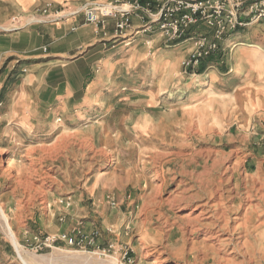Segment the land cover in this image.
<instances>
[{"label":"rangeland","instance_id":"1","mask_svg":"<svg viewBox=\"0 0 264 264\" xmlns=\"http://www.w3.org/2000/svg\"><path fill=\"white\" fill-rule=\"evenodd\" d=\"M198 36L212 31L199 24L177 44L158 32L120 39L85 104L57 108L32 135L0 122V207L22 259L113 264L30 241L80 224L139 264H264V23L185 69ZM93 215L112 233L88 229ZM6 225L0 216V264H23Z\"/></svg>","mask_w":264,"mask_h":264},{"label":"crops","instance_id":"2","mask_svg":"<svg viewBox=\"0 0 264 264\" xmlns=\"http://www.w3.org/2000/svg\"><path fill=\"white\" fill-rule=\"evenodd\" d=\"M150 1L154 8L163 2ZM48 3L53 4L52 12L62 10L65 17L49 22L35 13ZM85 3L86 0H1L2 10L12 8L10 14L0 13V122L16 123L12 127L32 135L51 126L57 108L62 114L67 108L85 104L90 91L86 85L97 63L105 60L106 52L122 45L113 34L112 22L104 35L87 24L82 13L71 15ZM15 16L21 19V27L13 24ZM142 26L138 18L133 19L129 42L143 34ZM237 38L233 35L224 45L230 46ZM95 223L98 221L93 215L86 227L107 232L106 225L93 227Z\"/></svg>","mask_w":264,"mask_h":264},{"label":"built area","instance_id":"3","mask_svg":"<svg viewBox=\"0 0 264 264\" xmlns=\"http://www.w3.org/2000/svg\"><path fill=\"white\" fill-rule=\"evenodd\" d=\"M52 9L53 4H46L37 14L49 22L65 17L62 10L52 12ZM80 13L87 24L104 35L108 34L112 22L115 37L128 42L132 37L128 34L133 29L134 18L142 22L140 30L143 34L158 32L167 44L185 41L191 28L205 25L211 29L212 37L192 38L194 49L183 62L185 69H192L217 53L220 44L239 28L264 23V0H163L157 8L150 0H86L83 7L71 15ZM20 22L19 19L15 20V24ZM66 206L70 208L71 204L67 202ZM107 231L112 233V230ZM30 241L38 250L61 249V245H64L113 264H136L130 246L116 241L102 244L99 231L86 232L80 224L70 233L35 235Z\"/></svg>","mask_w":264,"mask_h":264},{"label":"bare ground","instance_id":"4","mask_svg":"<svg viewBox=\"0 0 264 264\" xmlns=\"http://www.w3.org/2000/svg\"><path fill=\"white\" fill-rule=\"evenodd\" d=\"M0 216L7 223L6 226L8 229V236H9L11 242L13 243L14 247L16 248V251L19 253V256H20L21 246L18 243L17 237H16L15 233L13 232V230L11 229L10 224L8 223V219H7L3 209L1 207H0ZM20 259L22 260L23 264H29L24 259H22L21 256H20Z\"/></svg>","mask_w":264,"mask_h":264}]
</instances>
